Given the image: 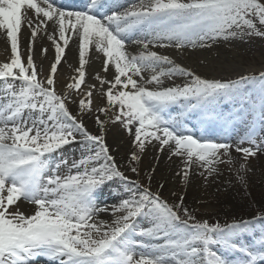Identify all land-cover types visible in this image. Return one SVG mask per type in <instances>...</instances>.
<instances>
[{
	"label": "snow or ice",
	"instance_id": "obj_1",
	"mask_svg": "<svg viewBox=\"0 0 264 264\" xmlns=\"http://www.w3.org/2000/svg\"><path fill=\"white\" fill-rule=\"evenodd\" d=\"M106 2L88 0L87 10L68 11L57 6L56 0H0V30L10 41L12 53L10 61L0 63V80L11 97L0 108V264H35L40 258L50 264H231L225 255L213 250L214 246L241 254L238 264H264V216L227 225L196 221L182 207V196L173 206L150 189H141L138 182L128 181L104 141L103 128L108 121L96 116L101 134L92 135L66 104L69 93L85 84L86 57L94 46L106 58L104 71L114 66L111 80L96 74L102 89L108 85L104 91L107 104L97 111L108 116L115 110L110 119L122 122L134 135L139 152L152 138L161 150L168 145L173 155L185 157V181L194 163L211 175L216 171L214 165L232 162L233 145L202 135L198 138L183 126V118L196 113L207 126L223 118L217 112L221 101L238 100L247 106L253 121L235 147L247 161L264 151V138H256V124L264 128V72L230 81L205 79L170 57L150 51L149 45L196 48L241 34L264 36L257 28V24L264 26V0H139L110 15L103 12ZM30 11L33 16L28 15ZM49 21L54 29L48 39L55 44V62L49 75L39 79L33 56L29 54L26 62L21 56L19 37L22 27H27L34 42L41 31L47 32ZM69 32L79 41V67L65 92L58 94L55 75L71 39L66 34ZM136 32L142 38L132 40ZM128 42L140 44L142 51L129 53ZM145 72L151 75L145 78ZM173 76L188 80L183 85L163 87L164 78ZM15 81H20L18 90ZM96 87L91 85L80 99L82 113L92 109ZM174 106L180 109L175 115L169 111ZM25 110L38 111L39 116L30 117L29 124L23 119ZM76 134L83 142L97 145L96 150L89 149L91 154L73 162L77 169L74 175H51L42 185L45 154L76 142ZM245 141L250 146L240 147ZM139 159L134 151L131 160ZM99 160L104 163L88 167ZM114 177L134 185L126 189L130 197L113 209V214L123 211L125 215L112 224L96 221L94 216L106 210L97 207L98 190ZM21 199L35 205L31 215L16 207ZM181 210L187 219L181 217ZM141 215L150 217L152 227L137 232L134 221ZM258 220L261 227L257 233ZM248 233L256 234L253 246L239 243L238 238ZM137 235L162 243H144L133 238ZM137 248L142 251L137 253Z\"/></svg>",
	"mask_w": 264,
	"mask_h": 264
},
{
	"label": "rangeland",
	"instance_id": "obj_2",
	"mask_svg": "<svg viewBox=\"0 0 264 264\" xmlns=\"http://www.w3.org/2000/svg\"><path fill=\"white\" fill-rule=\"evenodd\" d=\"M257 28L264 32V26L257 24ZM219 51L224 52L232 62L237 63L238 59L232 57V53L240 55L242 58V63L245 65L253 63L261 64L264 61V36L257 34H241L233 38L219 40ZM217 53V52H216ZM262 71H250L244 74H239L236 76H227L219 79L220 81H230L239 78L240 76L246 75H259ZM79 101L77 100L75 106L78 110ZM220 103H228L230 107L223 108ZM217 106L220 108L217 112L225 113L220 122L216 126L224 128L225 138L217 139V142H227L233 145L231 151V163H218L214 165L216 171L211 175L202 168L199 164L194 163L190 169H188L187 181L184 180L183 172L185 170V157L178 156L181 161L176 164L178 167V177L174 181V186L168 189V186H164L163 189H156L157 185H162L158 180L156 174L153 173L150 166H145L144 163V152L148 144H150L154 139L149 138L150 142H145V148L143 152H139L134 144V135L125 128L124 124L117 121L121 126L122 130L128 137V143L130 146L122 159H115L116 166L128 178V181H136L139 183L141 189L148 188L154 194H159L160 198L166 201L170 205H177L180 203L181 196L183 197V206L187 208L191 215H193L196 221L207 220L209 224H214L219 222L221 225H227L232 222H238L242 220H252L254 218L264 216V151L258 152L256 156L249 157L247 161L244 160L243 154L235 151V147L238 142L243 138L250 130L252 126V117L247 112V106L242 104L238 100L233 101H221ZM236 103V105L234 104ZM107 104L106 97L104 93H101V100L99 104L94 109L85 110L83 113L80 111V115L87 116L90 123L98 129V132L91 131L92 135H100V126L96 123V116H99L101 120H106L103 113L97 111L98 108L105 107ZM243 110V111H242ZM235 112V113H231ZM198 118V116H197ZM84 121V119H83ZM82 121V122H83ZM200 122V120L198 119ZM225 122H228L232 126L227 127ZM84 123V122H83ZM107 122L103 128L104 141L108 147V152L112 156L111 145L108 143L106 135L109 132ZM235 123L238 125L236 126ZM236 126V127H235ZM133 126V133H134ZM239 129L240 131H234V129ZM257 130V140L264 138V128H262L258 123L256 124ZM76 142L65 145V157L58 155L54 158V162L57 164L64 165V168H58L52 175H58L61 178L71 175V173L66 172L68 167L72 166L71 162L74 160H80L84 156L91 154L89 149L93 152L96 150L97 145L83 142V138L76 134ZM229 138V139H228ZM80 143V145H78ZM240 147H249L250 145L245 141V143L240 144ZM81 148L82 153H75L76 149ZM86 149V151H84ZM60 151V149H59ZM137 152L140 159L139 161H132L131 154ZM73 158V159H72ZM227 160V157H224ZM66 162V163H65ZM104 163L103 160L93 161L90 164L92 167H98L100 164ZM241 164L245 165L244 169H241ZM132 168L136 171L133 172ZM68 173V174H67ZM203 173V174H201ZM120 182L123 181L119 177H114L112 180ZM124 182V181H123ZM124 184H129L127 181ZM130 188H133V184H129ZM139 190H137V193ZM131 193H127L126 199L130 197ZM122 200L115 201L114 204L120 205ZM108 205H112V202H107ZM125 215V212H116V216ZM180 215L183 219H187L184 216L183 211H180ZM145 218H150L144 215L135 218L136 221ZM137 226V232L141 229H148L152 227V223L140 222ZM261 227V221H257L256 232L258 233ZM148 239V238H145ZM239 243L244 246H253L256 241L255 233H248L238 238ZM145 242L150 244L159 243L161 240L148 239ZM214 251L225 255L230 261L233 260L234 264H238V261L242 258L241 254L225 250L221 246H214Z\"/></svg>",
	"mask_w": 264,
	"mask_h": 264
},
{
	"label": "bare ground",
	"instance_id": "obj_3",
	"mask_svg": "<svg viewBox=\"0 0 264 264\" xmlns=\"http://www.w3.org/2000/svg\"><path fill=\"white\" fill-rule=\"evenodd\" d=\"M127 1L124 3H114L110 5V11H124V7L127 4ZM129 8V7H127ZM126 8V9H127ZM108 14V13H107ZM29 16H33V13L30 11L28 13ZM53 25L52 22H48L47 32L41 31L34 42L31 38L30 30L27 27H22L20 37H19V46L20 53L22 58H24L26 62V58L29 54L33 56V59L37 66L38 78L45 79L50 72V66L55 62V44L54 41L49 40L48 36L53 34ZM55 34L58 37V29L55 30ZM71 36L69 40V44L65 49V53L61 59V63L57 66V73L55 75V89L58 94H63L65 92L66 85L72 82L71 78L77 75L75 69L79 67V41L72 36V34L66 33ZM139 32L134 33L131 36L132 40L141 39ZM163 43H167L166 41ZM63 45V42H61ZM210 46L206 47H185L183 49H177L174 46L169 47H160L158 44L149 45L150 51H155L160 55H165L170 57L176 64L183 66L184 68L190 69L196 75L201 76L205 79H219L227 76H236L239 74H244L247 72H256V71H264V61L261 64L253 63L245 65L242 63V58L240 55L235 52L232 53V57H236L238 59L237 63L232 62L228 56L225 55L224 52L218 50L219 40L215 42H209ZM31 49V52L29 51ZM42 49H47V53H42ZM127 51L132 54H138L142 51V47L140 44L128 42L127 43ZM217 52V53H216ZM11 43L7 39L6 34L3 30H0V63L8 62L11 58ZM88 63L85 65V84L81 86L79 91H72L69 93V98L66 100V104L68 110L72 113V115L76 116L78 120L83 121L85 128L91 133L94 131L98 132V129L93 127L90 123L89 118L87 116L80 115V110H78L75 106L77 100L84 98V93L88 91L91 85H97L96 89L92 90V108L94 109L99 104L101 100V93L107 89L108 85H104L103 89L100 87L99 82L96 80V74L99 73L100 76L105 77L109 80L113 79L114 76V66L109 65L108 70L104 71L105 64V56L103 53L97 51L95 47H91L87 57ZM162 67H170L169 65H163ZM159 70V69H158ZM151 73L145 72V78H148ZM135 78V77H134ZM188 80L187 77L184 76H173L171 78L165 77L163 80V87H172L175 85H183ZM148 87H154V85H148ZM4 104L3 106L7 105ZM115 110L110 112L106 117L108 123L109 132L106 135L108 143L111 145V151L113 153L112 157L114 159H122L128 148V137L125 132L122 130L121 126L117 121L110 119V117L114 116ZM39 116V112L25 110L23 113V119L29 121L31 123V118H37ZM47 115H45V119ZM9 126H11L9 124ZM194 129V128H193ZM80 145V143H78ZM86 151V149L84 150ZM75 153H82L81 148L76 149ZM58 155L65 157V148H61L60 151L56 150L51 154L48 158V162L52 161ZM73 159V158H72ZM144 165L150 166L149 168L153 170V173L157 175L158 181L162 183V185H157L156 189H163L164 186H168L170 189L174 186V181L178 177V167L176 164H179L178 161H181L180 158L176 155L172 154V150L168 145L163 146L161 150V145L157 140H153L150 144H148L147 148H145L144 157H143ZM78 162L79 160H74ZM73 161V162H74ZM73 162L71 164L73 165ZM50 164V163H49ZM52 164V163H51ZM47 165L44 172H53V166ZM53 169H52V168ZM64 168V165H61ZM92 167L91 164L88 166ZM83 171V169H80ZM77 171L73 166L68 167L66 172L74 175ZM67 173V174H68ZM126 181H106L105 184L98 190L96 196L97 207L106 209L105 211L99 212L96 216H94V220L96 221H104L107 224H112V222L119 216H116V213L113 214V209L117 208L118 205L114 204L115 201L124 200L127 197L128 191L127 188H130L129 184H124ZM107 202H112V205H108ZM16 207L22 211L25 215H31L36 209L35 205L24 201L21 199ZM146 222L151 224L150 218H145L142 220L134 221L135 225H138L140 222ZM136 240H143L144 237L134 236ZM161 243V242H159ZM156 244V243H155ZM137 253L142 251V249L137 248ZM35 264H50L46 259L40 258ZM55 264V262H52Z\"/></svg>",
	"mask_w": 264,
	"mask_h": 264
}]
</instances>
